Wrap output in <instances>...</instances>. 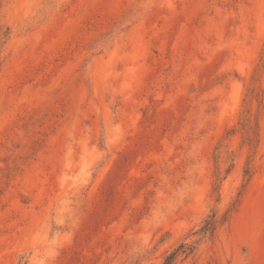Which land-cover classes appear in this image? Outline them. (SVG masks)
Instances as JSON below:
<instances>
[{"label": "rangeland", "instance_id": "1", "mask_svg": "<svg viewBox=\"0 0 264 264\" xmlns=\"http://www.w3.org/2000/svg\"><path fill=\"white\" fill-rule=\"evenodd\" d=\"M174 251L264 264V0H0V264Z\"/></svg>", "mask_w": 264, "mask_h": 264}, {"label": "trees", "instance_id": "2", "mask_svg": "<svg viewBox=\"0 0 264 264\" xmlns=\"http://www.w3.org/2000/svg\"><path fill=\"white\" fill-rule=\"evenodd\" d=\"M210 225L211 224H208L206 230H210V228H209V227H211ZM177 253H178V251L172 252L169 256L166 257L163 264H174V260L177 257Z\"/></svg>", "mask_w": 264, "mask_h": 264}]
</instances>
